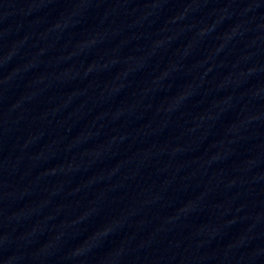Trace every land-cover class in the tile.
<instances>
[{"label": "water", "instance_id": "95a60500", "mask_svg": "<svg viewBox=\"0 0 264 264\" xmlns=\"http://www.w3.org/2000/svg\"><path fill=\"white\" fill-rule=\"evenodd\" d=\"M0 264H264V0H0Z\"/></svg>", "mask_w": 264, "mask_h": 264}]
</instances>
